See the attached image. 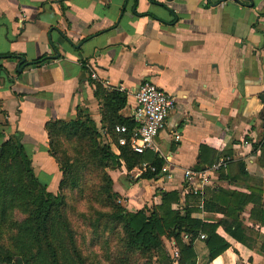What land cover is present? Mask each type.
<instances>
[{
  "label": "crops",
  "instance_id": "0c3cea01",
  "mask_svg": "<svg viewBox=\"0 0 264 264\" xmlns=\"http://www.w3.org/2000/svg\"><path fill=\"white\" fill-rule=\"evenodd\" d=\"M2 55L19 58L0 59V134L24 148L49 191L62 177L45 125L79 113L118 156L104 136L94 85L123 93L120 114L130 118L134 94L149 81L174 99L152 153L163 166L154 179L142 180L148 169L127 171L120 162L114 188L124 208L157 206L161 193L171 191L183 204L197 189L191 218L219 223L220 232L237 226L246 243L209 260L197 238L196 264H264V224L251 219V203L232 202L223 214L202 210L204 202L224 200L220 191L249 196L254 189L256 218H263L264 0H0ZM185 171L199 175L192 186Z\"/></svg>",
  "mask_w": 264,
  "mask_h": 264
},
{
  "label": "trees",
  "instance_id": "16d2710c",
  "mask_svg": "<svg viewBox=\"0 0 264 264\" xmlns=\"http://www.w3.org/2000/svg\"><path fill=\"white\" fill-rule=\"evenodd\" d=\"M9 58L19 57L0 56V59ZM46 59L42 57L32 63H22L21 66L37 65ZM94 86V97L102 105L101 122L107 129L109 138L116 144L118 136L114 135L113 128L120 125L130 130L134 126L131 118L120 114L126 106V96L114 89L104 88L99 83ZM81 118L78 113L75 120L55 121L45 125L49 153L59 165L62 177L58 196L48 192L47 184L34 175L30 158L24 148L11 138L3 140V135L0 134V226L8 232L7 237L11 244L10 249L5 252L0 249V263L13 264V260L19 258L21 264H92L87 262L75 244V234L71 229L63 192L80 188V181H76V178H80L84 164L91 162L99 170H103L108 164L112 168H119L122 162L127 171L149 164L154 172L146 170L139 177L142 180H152L160 173L163 161L151 152L137 155L126 144L118 147L119 155L115 156L106 143L99 146L96 142L99 133L95 126L91 122L82 121ZM68 135L72 136L73 141L79 140L82 148L76 154L75 165L63 166L60 165L58 155L59 141L60 136ZM261 148L264 149V145ZM262 157L264 158V155H261ZM236 166L240 167L239 164ZM70 171L74 176L69 178ZM239 172L243 174L242 168L238 170V175ZM86 189L88 187L83 185L80 193H84ZM249 191V196L234 193L228 195L227 192L220 191L218 200H224L220 204L217 201L204 202L202 210L223 214V207L232 202L234 206L240 207L251 203V219L262 225L264 214L263 218H256L259 210L254 198L258 191ZM90 193L100 198L101 208L103 205L108 209L106 212L96 211L94 228L104 230L107 224L112 227L111 236L119 245V249L113 253L117 264H153L152 261L156 258H159L160 264H196L193 242L200 234L205 236L203 241L209 260L220 256L235 242L246 243L244 234L237 232V226L233 230L224 228L223 232H220L218 229L222 225L219 223L210 224L191 218L193 210L190 207L198 203L199 195H187L181 204L178 192H163L159 205L129 212L114 203L116 196L111 193V182L105 173H101L100 185L97 184ZM15 209L24 213L23 220L11 219ZM228 237L232 242L227 241ZM164 240L174 244L178 252L176 261L164 253Z\"/></svg>",
  "mask_w": 264,
  "mask_h": 264
},
{
  "label": "rangeland",
  "instance_id": "374dc122",
  "mask_svg": "<svg viewBox=\"0 0 264 264\" xmlns=\"http://www.w3.org/2000/svg\"><path fill=\"white\" fill-rule=\"evenodd\" d=\"M99 130V138L96 139V142L99 146L105 143L102 137H100L101 129ZM3 140L9 138V136H3ZM13 140V139H12ZM14 141V140H13ZM79 140L72 139L71 135L68 136H60L59 141V158H60V165H75L77 156L76 154L79 153L80 147ZM57 166H59L57 164ZM82 174L76 178V181H80V188L76 190H69L63 192L65 196V202H67L68 207V217L71 223V229L74 231L75 234V244L79 251L84 255L85 259L88 263L92 264H117L116 258L114 259V250L119 249V245L115 243L113 240V236H111L112 227L107 224L105 229L101 230L100 228H94L95 226V213L96 211L106 212L108 209L102 205H100V198L97 196H93L92 189L100 185V176L101 173H105L111 182V193L115 194L116 198L114 203L120 207L125 206L124 199L122 198L123 195H119V193L114 188V180L117 177V169L112 168L110 164L105 165L103 170H99L94 164L91 162L90 164H84L82 167ZM74 169V168H73ZM72 169V170H73ZM71 172V171H70ZM73 177L74 174L71 172L70 177ZM131 180V179H130ZM86 185L88 189L84 193H80L82 186ZM101 185H103L101 183ZM59 187L57 190L55 188H51L50 192L48 189L47 191L50 192L53 196H58ZM116 191V192H115ZM94 197V198H92ZM149 208V207H147ZM137 211V210H135ZM134 212V211H133ZM11 219L14 221H21L24 218V213L21 210H14L12 212ZM4 227L0 226V249L2 251H6L10 249L11 244L8 240V235L6 230H3ZM111 236V237H110ZM110 237V238H109ZM164 249L167 252L168 257L173 258L174 252L176 249L174 245L170 241L164 240ZM13 260V264H16V261ZM115 260V261H114ZM153 264H160L159 258L153 259ZM2 264V263H0Z\"/></svg>",
  "mask_w": 264,
  "mask_h": 264
},
{
  "label": "built area",
  "instance_id": "2783aa9c",
  "mask_svg": "<svg viewBox=\"0 0 264 264\" xmlns=\"http://www.w3.org/2000/svg\"><path fill=\"white\" fill-rule=\"evenodd\" d=\"M91 78L96 80L95 75H91ZM118 90H123V88L118 87ZM173 106V97L167 95L153 83L143 81L134 94V105L130 117L134 126L130 130L120 125L113 128L114 135L118 136L116 147H123L128 144L130 150L137 155H142L146 152L156 153L158 149L155 140L163 129L164 122ZM103 132L105 137H109L107 130ZM217 166H212L211 171L215 170ZM142 168L154 172L151 166L144 164ZM183 176L185 182L192 186L193 180L199 175L191 171H185ZM200 177L204 182L207 181L204 173L200 174ZM191 193L198 195L197 189H192ZM198 239L203 241L205 236L200 234ZM173 258L174 261L178 259L177 250L174 252Z\"/></svg>",
  "mask_w": 264,
  "mask_h": 264
},
{
  "label": "water",
  "instance_id": "95a60500",
  "mask_svg": "<svg viewBox=\"0 0 264 264\" xmlns=\"http://www.w3.org/2000/svg\"><path fill=\"white\" fill-rule=\"evenodd\" d=\"M165 263H167V262H165ZM16 264H21V261L20 260H17L16 261Z\"/></svg>",
  "mask_w": 264,
  "mask_h": 264
}]
</instances>
